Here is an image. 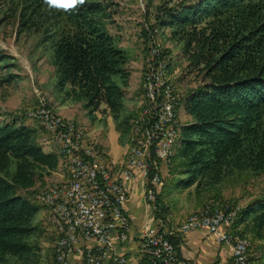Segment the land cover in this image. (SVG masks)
I'll return each instance as SVG.
<instances>
[{
  "label": "trees",
  "instance_id": "trees-1",
  "mask_svg": "<svg viewBox=\"0 0 264 264\" xmlns=\"http://www.w3.org/2000/svg\"><path fill=\"white\" fill-rule=\"evenodd\" d=\"M20 3V28L40 32V42L52 50L56 87L90 114L104 106L119 121L130 70L126 52L105 29L104 5L86 0L66 12L44 0ZM165 18L171 38L182 45L186 73L201 80L182 101L190 120L178 127L168 167L179 160L182 177L171 184L210 190L237 174L263 175L264 0H180ZM150 163L148 179L160 161L152 155ZM56 164L33 127L0 120V264L31 255L40 205L20 191L33 184L36 168ZM153 205L159 216V196ZM249 216L257 237L264 238V191L239 209L235 226ZM257 251L264 258V240Z\"/></svg>",
  "mask_w": 264,
  "mask_h": 264
},
{
  "label": "rangeland",
  "instance_id": "rangeland-1",
  "mask_svg": "<svg viewBox=\"0 0 264 264\" xmlns=\"http://www.w3.org/2000/svg\"><path fill=\"white\" fill-rule=\"evenodd\" d=\"M94 1L104 5V12L107 14L103 19L105 29L128 56L127 67L130 75L125 87L124 107L117 122L108 110L100 108L101 110L96 114H90L88 111L84 114L82 106L66 100L64 92L55 85L51 48L48 44L40 42L42 36L40 32L20 28L17 15L21 6L20 0H0V53L4 57L0 62V120L16 119L30 125L36 130V141L43 151L52 153L57 158V164L52 169L36 168L37 174L33 184L20 191L22 195L40 205L34 218L36 231L29 238L33 250L27 259L10 258L7 264H54L56 259L57 232L54 229L52 211L40 199H43L42 196L49 191L64 185L68 180L69 169L59 142H56V138H52V130H49L45 121H38L37 115H34L38 107H45L47 114H50L49 117L58 119L61 127L63 123L65 125L71 123L73 130L80 133L86 145L96 146L102 151L106 166H109L105 150L107 142L104 145L98 139L94 129L99 128L104 139L107 132L106 119L107 115H110L115 127L120 123L119 131L116 127L118 132L116 143L126 147L124 165L126 161L128 165V161H132L131 155L136 148L135 140H140L142 147L150 145V135L147 130L148 125L153 123V113L147 112L152 110V92H157V76L151 75L150 72L153 44L155 53L158 55L157 64L163 75V81H159V92H167L173 98H178L173 107L174 137L166 157L167 165L174 153L179 125L190 120L185 113L182 101L189 91L201 83V80L195 74L186 73L182 45L171 38L169 28L163 24L166 11L180 0ZM8 76H12L9 81ZM61 106L66 111L75 113L80 123H77L74 118L63 117L59 112ZM42 140L50 144L43 145ZM179 167L180 161L176 159L170 167L164 166L161 162L159 164L158 170L162 184L156 189L155 200L159 196L162 207L159 208V216H156L157 209L149 202L155 221L153 227L158 228L159 223L164 224V227L167 225L172 232V229L187 223L189 218H198L201 215L213 218L228 209H236V207L243 209L247 203L264 191V174L254 176L249 173L229 177L210 190H196L194 186L182 189L171 184L174 179L182 177L177 172ZM147 170L148 168H144V175H147ZM144 181L146 183L147 180L144 179ZM124 213L126 215L125 210ZM236 219L237 212L232 216L230 224L226 226L225 235L233 243L241 239L250 246L245 264H261L264 258H261L257 249L264 238L257 237L252 216L242 223H238L240 222L238 219L235 226ZM235 228H237L236 231ZM179 238V235L172 238L175 252L177 246L174 241L179 243Z\"/></svg>",
  "mask_w": 264,
  "mask_h": 264
},
{
  "label": "built area",
  "instance_id": "built-area-1",
  "mask_svg": "<svg viewBox=\"0 0 264 264\" xmlns=\"http://www.w3.org/2000/svg\"><path fill=\"white\" fill-rule=\"evenodd\" d=\"M157 53L152 44L151 75L157 76V92H152L153 123L148 125L150 135L149 147H142L140 140L132 161H128L121 178L110 176L109 166H104L96 146H76V132L62 128L56 119L49 117L45 107H38L34 115L38 121H45L52 138L60 142V136H67L65 144L66 155H71L72 177L69 190L56 191L54 206L55 232L57 243H61V252H57L54 264H73L71 253L76 244L82 241L86 245L79 264H128L124 254L117 252V244L128 239L130 225L124 213V203L129 194L127 182L141 173L145 183L144 195L146 201L153 205L156 189L162 183L160 171L155 172L150 179L144 175V168H151V156L154 155L164 166L167 157V139L171 135L173 107L178 98H173L167 92H159V81H163L161 68L157 64ZM47 200V195L45 199ZM154 206V205H153ZM239 208L228 209L218 213L217 221L204 222L195 218L186 226H179V232H170V227L159 223L148 228L139 246V260L136 264H178L172 238L181 236L192 230H202L210 234L219 243L227 244L225 239L226 225ZM164 227V228H163ZM93 241V244L88 242ZM230 248V264H240V258L248 257V244L235 242L227 244Z\"/></svg>",
  "mask_w": 264,
  "mask_h": 264
},
{
  "label": "crops",
  "instance_id": "crops-1",
  "mask_svg": "<svg viewBox=\"0 0 264 264\" xmlns=\"http://www.w3.org/2000/svg\"><path fill=\"white\" fill-rule=\"evenodd\" d=\"M66 88H69V86L67 85ZM66 100L71 103L79 104L82 106L81 108L84 114H87V110L84 108L82 102H76L69 98ZM101 108H104V106ZM59 112L63 117L68 119L74 118L77 123H80V120L76 117L75 113L66 111L62 106L59 108ZM94 113L96 114L98 111ZM107 117V126L105 129L107 132L104 139L99 128H95L94 131L97 132L98 139L104 145L107 142V149L105 150L107 151V163L109 165L111 176L114 179H120V173L125 171L127 165V161L124 165V153L126 147L120 146L116 143L118 132L114 125L115 123L110 115H107ZM42 141V143H44L43 145L50 144L45 143L44 140ZM127 184L129 187V194L124 203V210L130 223V232L127 241L117 244V252L125 255L128 264H136L140 258L139 246L143 235L148 228L153 227L155 221L150 204L145 199V181L141 173L136 172L135 178L129 180ZM237 228L234 230L236 231ZM88 243L93 244V241ZM85 247L86 245L82 241H79L76 244L70 258L73 264H79L81 262L83 252L86 250ZM176 249L178 254V264H229L231 262L229 246L224 243H219L214 237L202 230H192L181 235Z\"/></svg>",
  "mask_w": 264,
  "mask_h": 264
},
{
  "label": "bare ground",
  "instance_id": "bare-ground-1",
  "mask_svg": "<svg viewBox=\"0 0 264 264\" xmlns=\"http://www.w3.org/2000/svg\"><path fill=\"white\" fill-rule=\"evenodd\" d=\"M150 97V96H149ZM174 113V112H173ZM50 115V114H49ZM174 116V114H173ZM51 117V116H50ZM65 122V121H64ZM56 123L59 124V120L56 119ZM61 124V123H60ZM62 128H69V131L70 132H76V146H92V145H86L82 139H81V135L79 132H77L76 130H73V125L71 123H66V125L63 123V126ZM52 132V131H51ZM173 132H172V129H171V135L169 136V138L167 139V155L169 154V149H170V146L172 144V141H173ZM148 142V141H147ZM64 143H67V136H60V148H61V152L62 154L64 155V157L67 159V165H68V169H69V176H68V180L71 179L72 177V161H71V155H66V151H65V144ZM59 146V145H58ZM97 151H99L100 153V158H102V162H103V165H105V161H104V155L102 153L101 150H99L98 148H96ZM132 156V155H131ZM111 176V174H110ZM67 180V181H68ZM64 190H69V182H65L64 185L60 186V187H56L55 189H53L52 191H49L48 193H46L45 195H43V199L46 198V195H47V200H43L44 204L47 205L49 208H50V211H52V218H53V221L55 223V218H54V206L51 204V203H48V202H55V192L56 191H64ZM41 197V198H42ZM194 218H189L187 221V223L183 224V225H180V226H186L187 224H190L192 223ZM198 219H203L204 222H213V221H217V215L214 216L213 218H208V217H205L203 215H201L200 217H198ZM232 221V220H231ZM230 224V222H229ZM227 226V225H226ZM173 231H178L179 232V226L177 227V229H172ZM225 239H226V242L227 244L231 243V244H235L231 241V239L225 235ZM235 242H242V244H245V242L241 239H237ZM56 245V244H55ZM57 252H61V243H57V248H56V258H57ZM247 261V257L246 258H240V264H245ZM230 264V263H229Z\"/></svg>",
  "mask_w": 264,
  "mask_h": 264
},
{
  "label": "clouds",
  "instance_id": "clouds-1",
  "mask_svg": "<svg viewBox=\"0 0 264 264\" xmlns=\"http://www.w3.org/2000/svg\"><path fill=\"white\" fill-rule=\"evenodd\" d=\"M50 9L70 11L78 5H83L86 0H44Z\"/></svg>",
  "mask_w": 264,
  "mask_h": 264
}]
</instances>
